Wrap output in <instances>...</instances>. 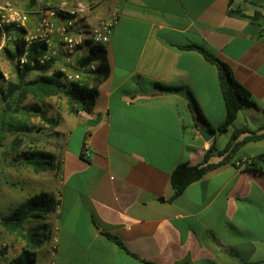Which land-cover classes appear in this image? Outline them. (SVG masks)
Returning a JSON list of instances; mask_svg holds the SVG:
<instances>
[{"label": "crops", "instance_id": "obj_1", "mask_svg": "<svg viewBox=\"0 0 264 264\" xmlns=\"http://www.w3.org/2000/svg\"><path fill=\"white\" fill-rule=\"evenodd\" d=\"M25 1L27 8L31 0ZM230 6V0H103L79 20L88 33L118 11L107 46L111 73L91 113L71 114L67 101L56 112L49 182L59 204L44 216L51 235L37 250V264H264V139L244 145L171 200L178 164H200L212 146L209 163L218 164L236 129L264 127V112L244 107L227 132H218L226 107L217 67L182 48L214 52L264 109V26L229 16ZM231 7L264 15V0H232ZM188 92L214 129L210 141L198 132L212 131L196 120Z\"/></svg>", "mask_w": 264, "mask_h": 264}, {"label": "trees", "instance_id": "obj_2", "mask_svg": "<svg viewBox=\"0 0 264 264\" xmlns=\"http://www.w3.org/2000/svg\"><path fill=\"white\" fill-rule=\"evenodd\" d=\"M86 1L92 2V0ZM230 1L232 6V0ZM35 3L36 0H31L28 9H31ZM231 6L228 11L229 16L250 19L252 22L264 26V15L260 11H256L253 15H247L242 10L233 9ZM14 33L15 36L13 37ZM7 35L12 37L6 41L2 51L6 59L14 66L17 79L16 81L8 82L5 88L0 89L3 102V108L0 113V125L3 130L11 131L12 126L6 120L8 114L13 111L19 112L23 103L30 97L36 101L32 107L33 111L44 124L52 129L59 125V119L50 117L48 110L44 108L46 100L50 98L65 97L67 99L68 111L71 114H78L80 111L86 113L93 111L97 101L98 86L111 73L107 57V46L96 45L90 48L81 64L90 66L92 63H96V70L90 72L89 75L80 81L68 83L65 74L60 69L54 67V59L41 63L40 60L47 51V47L43 43L31 45L27 51L26 62L21 65L20 60L26 52L23 34L19 30L7 28ZM1 37L2 33L0 32V43ZM182 48L198 51L207 61L217 67L219 86L226 107V119L217 127L218 132H227L244 107H253L264 112V109H260L253 102L251 93L236 79L229 65L219 59L214 52L200 45H189ZM50 72L52 73L50 74ZM0 78H4L1 71ZM155 86L168 92L185 91L181 86L163 84H155ZM188 95L196 120L205 124L214 132V129L202 114L193 95L190 92H188ZM90 125H92L91 122L89 123ZM24 129H27L25 124L21 125L19 129L17 128V131L23 132ZM243 134H247V136L239 141V137ZM263 139L264 127L256 131L250 130L247 127L236 129L232 133L226 147L219 151V156L223 158L218 164L209 163L215 146H212L206 152L203 161L198 165L193 166L188 163L178 164L171 174V182L174 189L171 200L180 197L191 184L201 180L208 172L228 163L234 153L239 151L244 145ZM23 157L24 163L32 167L36 173L56 168L55 158L51 154L35 150L24 152ZM254 161L252 163L253 166L256 165ZM247 162L249 161L247 160ZM58 204L59 202L55 195L42 192L39 195L27 198L14 208L9 216L3 217L0 220V226L13 235L16 241L24 245L20 255L11 264H37V250L50 238L51 233L47 225H35V222L44 220L43 214L55 211ZM41 231L44 232L41 233ZM106 236L127 253H130L119 237L110 233H107ZM142 262L155 264L146 260H142Z\"/></svg>", "mask_w": 264, "mask_h": 264}, {"label": "rangeland", "instance_id": "obj_3", "mask_svg": "<svg viewBox=\"0 0 264 264\" xmlns=\"http://www.w3.org/2000/svg\"><path fill=\"white\" fill-rule=\"evenodd\" d=\"M62 1H67L70 5H76L78 2L85 0H43L31 9L26 8L25 0H21L19 6L25 11H30L39 6H44L47 2L58 4ZM36 3H38V0H36ZM34 16L31 15V21H35L36 17ZM29 26L32 27L33 23ZM83 36L88 38L89 34L83 32ZM0 71L4 77L0 78V89L5 88L8 82L16 81L17 76L14 66L6 59L2 50L0 52ZM66 101L65 97L53 98L45 103L44 108L48 110L50 117L60 120L61 114L59 113L61 108L66 107ZM35 103L36 101L30 97L23 103L19 112L13 111L8 114L6 120L12 126L11 131L3 130L0 125V220L9 216L13 209L27 198L39 195L42 192L51 193V183L49 181L52 178V170L36 173L32 167L24 163V152L37 150L52 154L51 141L57 134L55 128L52 129L44 124L33 111L32 107ZM2 108L3 102L0 92V113ZM23 124L27 126V129L18 132L17 128L19 129ZM49 213L43 215L46 216ZM43 221L35 222V225H41ZM43 232L41 231V233ZM23 246V243L16 241L13 235L0 226V264H11L20 255Z\"/></svg>", "mask_w": 264, "mask_h": 264}, {"label": "built area", "instance_id": "obj_4", "mask_svg": "<svg viewBox=\"0 0 264 264\" xmlns=\"http://www.w3.org/2000/svg\"><path fill=\"white\" fill-rule=\"evenodd\" d=\"M102 1L85 0L76 5H70L67 1L58 4L47 2L42 7L25 11L15 4V0H0V51L12 37L7 35V28L19 30L23 34L26 50L20 60L21 65L26 62L29 47L35 43H43L47 51L41 58V63L54 59V67L65 74L68 83L80 81L97 68L96 63L82 65V60L93 46L109 45L119 19L117 11L110 18L98 20L88 32V38L83 36V31L77 26L79 20L89 15ZM31 15H35V21H31ZM31 23L32 27L29 26ZM85 152L88 153V150ZM57 244L58 239L54 238L53 254L56 253Z\"/></svg>", "mask_w": 264, "mask_h": 264}, {"label": "water", "instance_id": "obj_5", "mask_svg": "<svg viewBox=\"0 0 264 264\" xmlns=\"http://www.w3.org/2000/svg\"><path fill=\"white\" fill-rule=\"evenodd\" d=\"M198 132L206 141H210L213 138V135L215 134V132H210L205 127L200 128Z\"/></svg>", "mask_w": 264, "mask_h": 264}]
</instances>
